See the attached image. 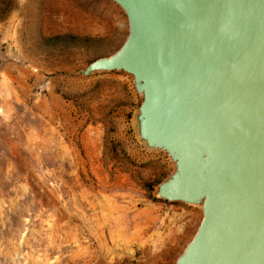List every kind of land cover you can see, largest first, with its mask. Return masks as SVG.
<instances>
[{
    "label": "rangeland",
    "instance_id": "obj_1",
    "mask_svg": "<svg viewBox=\"0 0 264 264\" xmlns=\"http://www.w3.org/2000/svg\"><path fill=\"white\" fill-rule=\"evenodd\" d=\"M127 32L111 0H0V264H174L196 231L152 195L131 77L79 73Z\"/></svg>",
    "mask_w": 264,
    "mask_h": 264
},
{
    "label": "water",
    "instance_id": "obj_2",
    "mask_svg": "<svg viewBox=\"0 0 264 264\" xmlns=\"http://www.w3.org/2000/svg\"><path fill=\"white\" fill-rule=\"evenodd\" d=\"M111 1L127 35L79 73L131 77L137 140L173 165L152 195L201 210L174 264H264V0Z\"/></svg>",
    "mask_w": 264,
    "mask_h": 264
},
{
    "label": "crops",
    "instance_id": "obj_3",
    "mask_svg": "<svg viewBox=\"0 0 264 264\" xmlns=\"http://www.w3.org/2000/svg\"><path fill=\"white\" fill-rule=\"evenodd\" d=\"M174 203L180 204V205L183 207L182 210H186V209H188V208H187L188 206H185L184 204H181V203H179V202H174ZM193 207H194V206H193ZM193 207H192V209H193L194 213L192 214L191 212H188L189 217H192V216L194 217L196 211L199 210L198 208H196V207L193 208ZM191 225H192V219L189 220L187 227L190 228ZM194 233H195V231L192 233L191 237L188 238V241H190V239L192 238V236L194 235Z\"/></svg>",
    "mask_w": 264,
    "mask_h": 264
}]
</instances>
